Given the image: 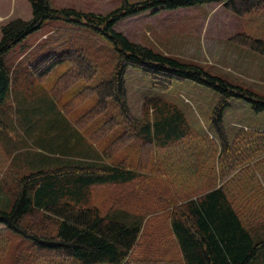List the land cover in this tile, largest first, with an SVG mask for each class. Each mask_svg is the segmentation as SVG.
Here are the masks:
<instances>
[{
  "label": "trees",
  "instance_id": "16d2710c",
  "mask_svg": "<svg viewBox=\"0 0 264 264\" xmlns=\"http://www.w3.org/2000/svg\"><path fill=\"white\" fill-rule=\"evenodd\" d=\"M28 2L29 19L12 18L0 27V103L13 85V71L5 55L47 19L93 28L113 46L116 64L109 76L86 83L96 79L97 66L90 63L86 49L66 44L60 50L63 53L57 49L48 52L41 64L33 67V74L42 78L68 64L59 77L71 75L85 82V88L97 98L98 106L84 113L79 128L86 133L90 128L87 122L110 107L114 112L101 122V134L113 136L107 137L110 144L106 151L102 150L111 162L96 160L86 147L80 152L83 144L88 148L92 145L73 125L77 134L73 149L80 152L81 158L43 165L16 177L14 188L1 184L12 203L8 210L0 209V227L31 240L29 250L22 256L28 258L34 252L37 258L42 256V264L49 260L53 264H252L264 253V239L251 237L242 212L255 219L264 217V130H241L229 143L222 117L233 98L248 103L253 112H263L264 94L230 82L200 64L131 41L114 25L149 9L175 10L214 2L222 3L238 17L252 16L251 20L258 21L263 29L264 21H259L264 20V0H121L119 7L104 15L73 7H52L51 0ZM230 40L264 56V35L242 31ZM127 68L140 71L154 89L162 92L185 80L215 92L218 99L210 116L214 139L193 128L179 109L160 97L145 99L143 117H132L125 83ZM3 126L0 119V128ZM88 134L91 137L92 133ZM133 144L142 145L140 150L147 153L145 160L163 172H152L156 178L177 176L174 184L180 187V193H171L165 201L167 210L160 213L166 214L169 224L168 248L176 245L180 253L170 262H165L162 253L143 240V213L119 207L102 213L91 202L92 188L127 185L141 175L125 162L126 157L114 162V149ZM209 153H216V164ZM184 159L198 162L204 174L199 176L196 168L187 169L191 161L184 163ZM139 169H146V163ZM120 214L122 218L118 219Z\"/></svg>",
  "mask_w": 264,
  "mask_h": 264
},
{
  "label": "rangeland",
  "instance_id": "374dc122",
  "mask_svg": "<svg viewBox=\"0 0 264 264\" xmlns=\"http://www.w3.org/2000/svg\"><path fill=\"white\" fill-rule=\"evenodd\" d=\"M120 3L121 0H51L52 7H73L103 15L119 7ZM0 15L4 18L0 20V27L12 18L27 20L31 17L30 4L28 0H0ZM251 18L252 16L249 19L238 17L222 3L213 2L175 10L149 9L119 20L114 29L131 41L183 61L200 64L209 72L230 82L264 94V56L230 40L234 34L242 31L264 35V28ZM261 21L264 20L259 22ZM66 44L86 49L90 63L97 66L96 79L92 78V82L88 80L86 83L93 84L113 71L116 54L110 42L89 26L74 25L63 20L43 21L37 30L5 55L6 64L13 71V85L6 99L0 103V119L4 124L0 128V185L4 183L7 187H12L16 177L42 168L43 165L76 162L72 158H81L78 153L84 152L85 147L94 159L103 158L104 161L111 162V159L103 156L102 150L110 144L107 137L111 139L113 135L101 134V122L113 111L109 104V109L87 122L90 128L85 133L79 128L81 118L97 105L96 95L85 88V82L71 78V75L59 77V73L68 64L42 78L33 74V67L41 64L46 53L56 49L62 51V46ZM125 83L132 117L140 120L146 106L145 99L160 97L179 109L193 128L214 139L210 116L218 95L212 90L185 80L174 83L171 89L162 92L154 89L149 79L133 68H127ZM73 125L95 148H88L83 144L80 152L73 149L77 142ZM222 125L228 142L232 143L241 130H264V111L253 112L248 103L233 98L223 113ZM88 133H92L91 137ZM190 134L195 136L194 132ZM187 139L189 140L188 137ZM142 147L133 144L114 149V162L126 157L125 162L140 171L141 175L137 180L127 185L94 187L90 198L102 213L111 212L117 207L133 213H143V240L150 243L155 251L162 253L165 262H170L169 260L180 257V253L176 245L168 248L169 224L166 214L160 216V213L167 210L165 201L171 193H180L181 189L174 184L177 176L169 175L166 180L156 178L157 175L152 172H163L158 166H151V162L145 160L147 153L140 150ZM209 155H213L211 161L216 164V153ZM38 160L46 163L41 165ZM189 161L191 160H185L184 163ZM143 163H146V169L140 170L139 165ZM197 163L191 161L186 168L198 169V175L201 176L205 171ZM11 200L12 197L7 192L5 195L1 192L0 209L8 210ZM117 218L121 219L122 215ZM242 218L254 240L264 239V217L255 219L242 212ZM30 244V239L0 227V264H42V256L37 258L34 252L28 258L22 256L29 250ZM48 264L53 262L49 260ZM252 264H264V253H260Z\"/></svg>",
  "mask_w": 264,
  "mask_h": 264
},
{
  "label": "crops",
  "instance_id": "0c3cea01",
  "mask_svg": "<svg viewBox=\"0 0 264 264\" xmlns=\"http://www.w3.org/2000/svg\"><path fill=\"white\" fill-rule=\"evenodd\" d=\"M1 19H4L2 15H0V20H1ZM7 21H8V20H7ZM2 25H3V24H2ZM0 35H1V34H0ZM0 132H1V131H0ZM1 192H4V195L6 194V191H5V190L1 187V185H0V194H1ZM6 198L8 199L9 197H6ZM8 200H9V199H8ZM253 262H254V261H253ZM253 262H252V263H253Z\"/></svg>",
  "mask_w": 264,
  "mask_h": 264
}]
</instances>
